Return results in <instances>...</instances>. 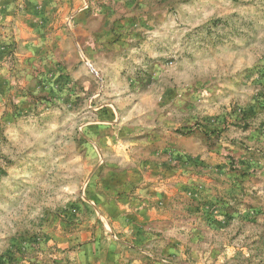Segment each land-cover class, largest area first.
<instances>
[{
    "label": "rangeland",
    "instance_id": "374dc122",
    "mask_svg": "<svg viewBox=\"0 0 264 264\" xmlns=\"http://www.w3.org/2000/svg\"><path fill=\"white\" fill-rule=\"evenodd\" d=\"M0 264H264V0H0Z\"/></svg>",
    "mask_w": 264,
    "mask_h": 264
}]
</instances>
